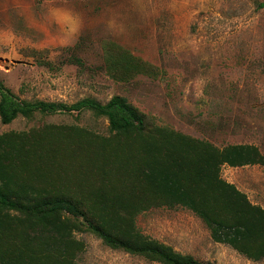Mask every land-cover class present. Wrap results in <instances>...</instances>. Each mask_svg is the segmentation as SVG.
Wrapping results in <instances>:
<instances>
[{
	"label": "rangeland",
	"instance_id": "1",
	"mask_svg": "<svg viewBox=\"0 0 264 264\" xmlns=\"http://www.w3.org/2000/svg\"><path fill=\"white\" fill-rule=\"evenodd\" d=\"M264 0H0V85L18 99L73 105L127 100L148 128H166L219 149L256 146L264 156ZM115 63L127 66L120 74ZM78 132V133H76ZM107 137V118L81 113L19 116L0 136L44 140L45 170L67 163L73 133ZM4 143L0 142V154ZM221 176L264 209V165ZM145 237L202 264L253 262L213 241L183 207L136 217ZM78 264H161L114 250L91 232Z\"/></svg>",
	"mask_w": 264,
	"mask_h": 264
},
{
	"label": "trees",
	"instance_id": "2",
	"mask_svg": "<svg viewBox=\"0 0 264 264\" xmlns=\"http://www.w3.org/2000/svg\"><path fill=\"white\" fill-rule=\"evenodd\" d=\"M264 8V3L260 4ZM120 74H129L120 63ZM107 118L110 135L71 136L67 163L42 166L54 152L44 140L0 136V264H78L91 232L105 245L161 264H202L142 235L136 217L153 208L183 207L197 216L214 242L250 261L264 260V209L221 176L222 167L264 165L253 145L219 149L166 128H148L123 97L102 105L18 99L0 85V119L81 113Z\"/></svg>",
	"mask_w": 264,
	"mask_h": 264
}]
</instances>
